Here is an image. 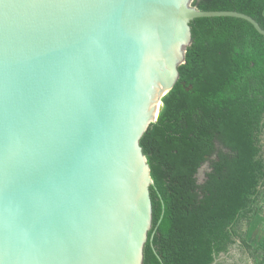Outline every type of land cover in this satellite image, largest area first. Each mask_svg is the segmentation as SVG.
Segmentation results:
<instances>
[{"label": "water", "instance_id": "water-1", "mask_svg": "<svg viewBox=\"0 0 264 264\" xmlns=\"http://www.w3.org/2000/svg\"><path fill=\"white\" fill-rule=\"evenodd\" d=\"M194 0H0V264H144L141 139L180 78ZM201 170V169H200Z\"/></svg>", "mask_w": 264, "mask_h": 264}, {"label": "trees", "instance_id": "trees-1", "mask_svg": "<svg viewBox=\"0 0 264 264\" xmlns=\"http://www.w3.org/2000/svg\"><path fill=\"white\" fill-rule=\"evenodd\" d=\"M193 5L264 28V0ZM191 27L180 78L141 139L154 180L144 264H264V35L236 17Z\"/></svg>", "mask_w": 264, "mask_h": 264}, {"label": "rangeland", "instance_id": "rangeland-1", "mask_svg": "<svg viewBox=\"0 0 264 264\" xmlns=\"http://www.w3.org/2000/svg\"><path fill=\"white\" fill-rule=\"evenodd\" d=\"M206 171H208V167L205 166L203 167L200 172L198 173V179L199 181H202L205 178V173ZM233 258H229L228 261L233 262L236 260H240L241 256H242V252L240 251V249L235 248L233 251ZM223 257V256H221ZM238 264H253V261L250 258L247 259H243V261H239Z\"/></svg>", "mask_w": 264, "mask_h": 264}]
</instances>
